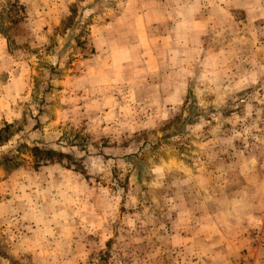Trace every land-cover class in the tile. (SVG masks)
I'll return each instance as SVG.
<instances>
[{"label": "rangeland", "instance_id": "1", "mask_svg": "<svg viewBox=\"0 0 264 264\" xmlns=\"http://www.w3.org/2000/svg\"><path fill=\"white\" fill-rule=\"evenodd\" d=\"M6 124L0 264H196V215L264 203V0H0Z\"/></svg>", "mask_w": 264, "mask_h": 264}, {"label": "crops", "instance_id": "2", "mask_svg": "<svg viewBox=\"0 0 264 264\" xmlns=\"http://www.w3.org/2000/svg\"><path fill=\"white\" fill-rule=\"evenodd\" d=\"M233 201L234 206L227 204L216 211L206 209L196 215V223L189 222L188 229H182L179 239L175 237L176 243L184 249L187 260L188 254L191 259L194 254L196 264H230L234 256L248 247L247 232L257 224L264 225V203H257L252 194L244 192L239 194L238 199L234 195ZM193 232H206L208 235L204 239H194ZM252 257L253 264H264V244L262 250L254 252Z\"/></svg>", "mask_w": 264, "mask_h": 264}, {"label": "trees", "instance_id": "3", "mask_svg": "<svg viewBox=\"0 0 264 264\" xmlns=\"http://www.w3.org/2000/svg\"><path fill=\"white\" fill-rule=\"evenodd\" d=\"M9 128H10V126L8 124H6V125H4V127L2 129H0V143L6 141L8 139V136L5 135V133L9 130ZM30 150H31V154L34 157L41 158L42 160H51L54 158L55 154H59V153H56L55 151H53L51 149H41L36 145L30 147ZM13 164H16V162L14 161Z\"/></svg>", "mask_w": 264, "mask_h": 264}, {"label": "built area", "instance_id": "4", "mask_svg": "<svg viewBox=\"0 0 264 264\" xmlns=\"http://www.w3.org/2000/svg\"><path fill=\"white\" fill-rule=\"evenodd\" d=\"M253 244H260L262 242V237L258 231L254 232V235L252 237ZM231 264H252L249 259H246L245 257L236 259Z\"/></svg>", "mask_w": 264, "mask_h": 264}]
</instances>
